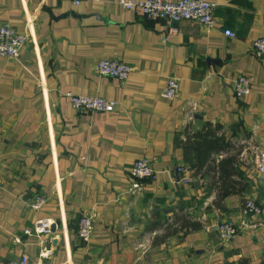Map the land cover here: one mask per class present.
Listing matches in <instances>:
<instances>
[{"label": "crops", "instance_id": "crops-1", "mask_svg": "<svg viewBox=\"0 0 264 264\" xmlns=\"http://www.w3.org/2000/svg\"><path fill=\"white\" fill-rule=\"evenodd\" d=\"M202 1L215 5L211 29L147 20L117 0H0V27L26 38L16 61L0 57L1 263L26 255L32 264H264V160L262 172L256 167L264 55L251 51L264 39V0ZM101 60L128 66L126 80L97 75ZM236 76L250 83L240 99ZM167 78L178 84L169 101L159 96ZM67 94L114 109L75 112ZM203 128L222 150L195 174V153L178 142ZM138 159L154 179L133 190L128 169ZM222 160L232 162L221 166L220 185ZM177 167L189 170L190 183ZM36 194L45 203L31 210ZM246 200L258 216H241ZM84 215L92 231L80 239ZM40 219L54 229L25 235ZM224 220L238 231L220 242L215 228Z\"/></svg>", "mask_w": 264, "mask_h": 264}, {"label": "built area", "instance_id": "built-area-1", "mask_svg": "<svg viewBox=\"0 0 264 264\" xmlns=\"http://www.w3.org/2000/svg\"><path fill=\"white\" fill-rule=\"evenodd\" d=\"M73 7L82 4H96L101 0H64ZM116 4L124 11H134L147 20H164L167 22H192L211 29L214 26L215 5L202 0H117ZM225 37L233 39L230 32L223 33ZM25 36L17 34L9 27H0V57L16 61L20 50L25 43ZM251 51L254 57L260 58L264 55V39L257 38L252 42ZM94 71L97 75L108 77L123 83L129 72L128 66L115 60H101L96 63ZM232 95L235 99L248 96L250 92L249 80L242 76H236L231 80ZM178 94V84L173 78H167L159 96L164 100H172ZM69 106L75 112L111 113L115 103L87 96H74L67 94ZM251 152L256 150L250 147ZM264 154H261L256 167L263 171L262 161ZM175 172L181 175V182L190 183V172L187 168L177 167ZM128 177L132 180L130 187L133 190L139 188L140 181L153 180L154 173L145 159H138L132 162L128 169ZM45 203L42 195L36 194L29 202L31 210H37ZM241 216L244 218L256 217L260 214V208L251 200H246L241 208ZM92 217L84 215L78 218L76 223V236L86 239L91 235ZM51 223L47 219H40L34 222L32 229L24 232L25 235L41 237L49 234ZM218 241H228L237 233L236 225L229 220L219 222L215 228ZM0 264H32L26 255H20L15 261Z\"/></svg>", "mask_w": 264, "mask_h": 264}, {"label": "trees", "instance_id": "trees-1", "mask_svg": "<svg viewBox=\"0 0 264 264\" xmlns=\"http://www.w3.org/2000/svg\"><path fill=\"white\" fill-rule=\"evenodd\" d=\"M180 144V147L192 150L195 153V174H198L199 171L203 168L208 156L211 153H219L222 148L217 144V138L215 134L209 129V128H203L199 132H195L191 134L190 136H185L184 139L180 140L178 142ZM232 162V160H222L218 163H216V168L219 173V180L220 185L222 184L221 180V166L225 163L229 164ZM192 229H196V225L190 224Z\"/></svg>", "mask_w": 264, "mask_h": 264}, {"label": "water", "instance_id": "water-1", "mask_svg": "<svg viewBox=\"0 0 264 264\" xmlns=\"http://www.w3.org/2000/svg\"><path fill=\"white\" fill-rule=\"evenodd\" d=\"M170 22L173 23V24L176 23V22H172V21H170ZM55 225H56V223L53 224L50 229H54Z\"/></svg>", "mask_w": 264, "mask_h": 264}]
</instances>
